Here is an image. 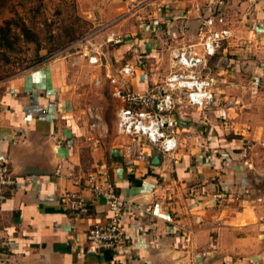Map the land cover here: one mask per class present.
<instances>
[{
  "label": "crops",
  "instance_id": "1",
  "mask_svg": "<svg viewBox=\"0 0 264 264\" xmlns=\"http://www.w3.org/2000/svg\"><path fill=\"white\" fill-rule=\"evenodd\" d=\"M213 1L99 0L94 18L108 28L97 39L114 32L124 42L89 98L58 59L0 84V164L15 179L0 212V264H264V0H244L242 20L226 26L231 37L203 72L216 80L211 106L175 101L174 155L117 132L116 86L163 83L173 51L199 49L197 10ZM170 38L175 48L158 55ZM91 177L126 203L117 250L88 252L89 229L110 217L85 186ZM68 195L84 197L88 212L73 214Z\"/></svg>",
  "mask_w": 264,
  "mask_h": 264
},
{
  "label": "built area",
  "instance_id": "2",
  "mask_svg": "<svg viewBox=\"0 0 264 264\" xmlns=\"http://www.w3.org/2000/svg\"><path fill=\"white\" fill-rule=\"evenodd\" d=\"M212 20H205L200 28V50L188 46L173 51L172 72L155 88L142 92L124 91L119 84L117 85L118 82L110 77L117 85L114 95L123 103L117 113L119 135L134 139L142 137L162 153L175 154L179 147V137L176 124L170 116L175 101L181 100L188 106L205 109L211 106L215 97L216 80L204 75L203 70L207 65V59L216 54L221 42L231 36V31L224 27L211 29ZM107 28V25L99 26L71 46L84 48L82 56L87 59L89 65H103V61L107 59L105 47H116L124 42L123 35L114 32L98 40L97 35ZM131 72L132 68L129 65L121 69V75L124 76L130 75ZM137 157H143L142 151ZM14 184L12 173L6 165L0 164V212L7 200L8 190ZM85 186L110 212L105 225L96 224L89 229L86 236L88 252L96 254L101 250L119 249L127 240L121 224L126 203L111 183L99 184L91 177ZM67 201L73 214L87 213L89 210L88 202L81 195H68Z\"/></svg>",
  "mask_w": 264,
  "mask_h": 264
},
{
  "label": "rangeland",
  "instance_id": "3",
  "mask_svg": "<svg viewBox=\"0 0 264 264\" xmlns=\"http://www.w3.org/2000/svg\"><path fill=\"white\" fill-rule=\"evenodd\" d=\"M98 2L99 0H0V26L7 29V37L3 45L0 44V84L58 59L72 63L71 67L76 73V79H79L76 80L79 81V84H76L77 90L89 98L97 87L99 71L110 65L108 54L115 47H105L106 61H103L101 66H92L82 56L83 47L71 46L97 28L98 21L94 16L100 14ZM243 5L244 0H214L212 7L208 4L199 7L198 19L202 20L199 26L195 25L194 28L196 42L199 40L200 43L199 32L205 20L213 19V25L210 27L213 30L227 28L226 26L242 20L248 9ZM24 27L27 32L23 30ZM166 29L158 30L165 33ZM162 31H158L159 35L163 33ZM169 33L172 35V32ZM173 39L160 41L157 54L168 56V53L175 48H170ZM189 43L187 37L185 42L175 46L183 47ZM194 49L200 50V47ZM73 58H77L79 63H76L77 61L74 63ZM217 59L218 55H215L203 72L212 70ZM110 117L108 114V119Z\"/></svg>",
  "mask_w": 264,
  "mask_h": 264
},
{
  "label": "trees",
  "instance_id": "4",
  "mask_svg": "<svg viewBox=\"0 0 264 264\" xmlns=\"http://www.w3.org/2000/svg\"><path fill=\"white\" fill-rule=\"evenodd\" d=\"M1 6H3V5H1ZM7 30V29H6ZM6 30H5V27H3V26H0V44H1V46L3 45V41L6 39V37H7V33H6ZM23 30H25V32H27V29L24 27V29ZM216 55V54H215ZM214 55V56H215ZM213 56V57H214ZM213 57H211V58H213ZM210 58V59H211Z\"/></svg>",
  "mask_w": 264,
  "mask_h": 264
}]
</instances>
